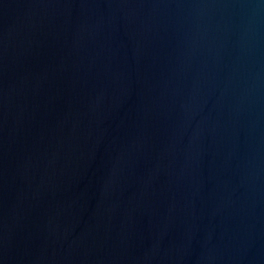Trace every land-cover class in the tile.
<instances>
[{
  "label": "water",
  "instance_id": "water-1",
  "mask_svg": "<svg viewBox=\"0 0 264 264\" xmlns=\"http://www.w3.org/2000/svg\"><path fill=\"white\" fill-rule=\"evenodd\" d=\"M0 264H264V0H0Z\"/></svg>",
  "mask_w": 264,
  "mask_h": 264
}]
</instances>
